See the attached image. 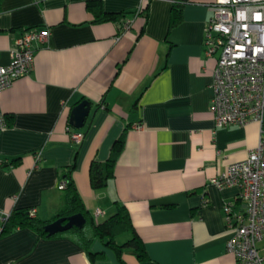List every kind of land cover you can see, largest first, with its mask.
Returning a JSON list of instances; mask_svg holds the SVG:
<instances>
[{
	"label": "crops",
	"instance_id": "obj_1",
	"mask_svg": "<svg viewBox=\"0 0 264 264\" xmlns=\"http://www.w3.org/2000/svg\"><path fill=\"white\" fill-rule=\"evenodd\" d=\"M93 1L105 13L124 15L98 22L87 6ZM176 2L0 0V66L10 63L25 30H49L44 43H34L31 72L0 92L8 121L0 130V264H123L100 239L92 250L103 256L92 263L67 234L45 238L27 227L1 234L15 209L51 219L62 203L61 172L73 163L85 207L91 216L104 212L98 222L116 212V202L127 207L148 258L125 249L126 264H236L223 207L244 205L236 200L238 187L212 179L257 147L264 115L263 122L215 126L216 56L204 46L215 0H184L182 19L171 27ZM82 100L91 110L79 128L84 139L75 144L68 126L78 129L70 114ZM123 132L115 176L94 189L92 160L105 161ZM260 247L264 255V242Z\"/></svg>",
	"mask_w": 264,
	"mask_h": 264
},
{
	"label": "built area",
	"instance_id": "obj_2",
	"mask_svg": "<svg viewBox=\"0 0 264 264\" xmlns=\"http://www.w3.org/2000/svg\"><path fill=\"white\" fill-rule=\"evenodd\" d=\"M212 8L204 46L207 56H216L210 101L215 126L263 122L264 0H215ZM48 36L49 30L27 29L15 40L10 63L0 66V92L31 72L34 43H44ZM7 124L0 107V130ZM68 131L75 144L84 139L79 129L69 125ZM212 182L221 188L238 187L236 200L244 205L236 209V201H230L223 207L226 227L233 231L227 250L235 256L236 264H264L260 247L264 242V136L246 159L230 163ZM65 186V181L58 185L59 189ZM103 215L96 209L92 216L98 222Z\"/></svg>",
	"mask_w": 264,
	"mask_h": 264
},
{
	"label": "trees",
	"instance_id": "obj_3",
	"mask_svg": "<svg viewBox=\"0 0 264 264\" xmlns=\"http://www.w3.org/2000/svg\"><path fill=\"white\" fill-rule=\"evenodd\" d=\"M184 0H177L172 7L171 23L174 26L180 23L182 19V3ZM1 6V5H0ZM88 8L94 12L95 20L102 21H117L124 13H105L99 2H89ZM148 8L145 6L143 10ZM125 145V132L114 143L108 158L105 161L93 159L90 165V182L94 189H101L108 185L109 181L115 176V165L123 151ZM17 160V159H16ZM14 160V161H16ZM75 168V163L68 166L61 172V178L65 181L66 186L63 189L62 203L59 211L49 220L41 219L30 209H15L4 221L1 234H8L16 228H30L35 230L41 237L51 238L60 235H70L77 243L86 251L90 261L95 262L103 256L102 252H94L92 244L95 239H100L103 245L114 250L119 260L126 264L122 258L125 249L131 250L139 260L143 261L148 258L144 243L137 233L130 213L127 207L119 202H116V212L105 219L104 221L95 222L85 207L83 200L77 190L72 177V171ZM81 213L86 223L83 227L73 226L71 229L50 235L45 227L47 224L55 221L60 217H68L73 214ZM130 232L131 237L124 243H119L117 237L124 233Z\"/></svg>",
	"mask_w": 264,
	"mask_h": 264
},
{
	"label": "water",
	"instance_id": "obj_4",
	"mask_svg": "<svg viewBox=\"0 0 264 264\" xmlns=\"http://www.w3.org/2000/svg\"><path fill=\"white\" fill-rule=\"evenodd\" d=\"M91 110L89 100H82L71 111L70 123L75 128H82ZM86 223L85 217L81 213L73 214L68 217H60L46 225V231L52 235L71 229L73 226L83 227Z\"/></svg>",
	"mask_w": 264,
	"mask_h": 264
}]
</instances>
